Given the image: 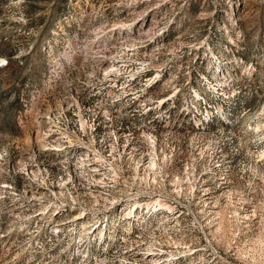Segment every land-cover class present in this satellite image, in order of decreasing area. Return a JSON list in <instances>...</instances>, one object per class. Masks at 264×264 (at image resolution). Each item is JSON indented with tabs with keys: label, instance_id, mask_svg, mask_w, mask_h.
Wrapping results in <instances>:
<instances>
[{
	"label": "rangeland",
	"instance_id": "obj_1",
	"mask_svg": "<svg viewBox=\"0 0 264 264\" xmlns=\"http://www.w3.org/2000/svg\"><path fill=\"white\" fill-rule=\"evenodd\" d=\"M0 264H264V0H0Z\"/></svg>",
	"mask_w": 264,
	"mask_h": 264
},
{
	"label": "bare ground",
	"instance_id": "obj_2",
	"mask_svg": "<svg viewBox=\"0 0 264 264\" xmlns=\"http://www.w3.org/2000/svg\"><path fill=\"white\" fill-rule=\"evenodd\" d=\"M109 66H111V65H109ZM108 69H109V67H108ZM112 70H113V68H112ZM44 130H45V129H44ZM40 131H41V130H40ZM40 131H39L38 135H39V136H42V135H40L42 131H41V132H40ZM39 136H38V137H39ZM95 170H96V169H95ZM208 199H209V197H207V200H208ZM161 205H162V204H161ZM163 205L166 206V207H168V208H171V207L168 206V205H165V204H163ZM163 205H162V206H163ZM148 248H150V249L152 250L151 247H148ZM149 252H150V251H149ZM152 252H153V251H152Z\"/></svg>",
	"mask_w": 264,
	"mask_h": 264
}]
</instances>
